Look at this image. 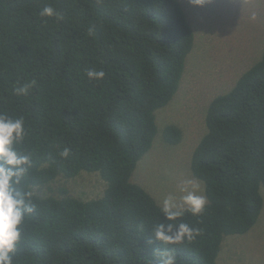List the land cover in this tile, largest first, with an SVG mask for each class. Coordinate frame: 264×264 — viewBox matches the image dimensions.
I'll list each match as a JSON object with an SVG mask.
<instances>
[{
  "label": "trees",
  "instance_id": "trees-1",
  "mask_svg": "<svg viewBox=\"0 0 264 264\" xmlns=\"http://www.w3.org/2000/svg\"><path fill=\"white\" fill-rule=\"evenodd\" d=\"M46 5L62 19L40 17ZM193 42L180 0H0V112L25 119L29 134L19 149L32 160L26 183L36 205L14 264H160L166 248L176 250L177 264H218L223 239L256 224L264 190V49L211 101L192 152L190 171L209 205L180 219L201 234L179 245L151 237L163 221L160 206L132 176ZM90 69L104 78L89 80ZM32 80L26 96L13 94ZM179 137L178 127L164 128L165 143L177 145ZM65 148L67 158L59 155ZM90 174L105 184L101 196L66 187Z\"/></svg>",
  "mask_w": 264,
  "mask_h": 264
},
{
  "label": "rangeland",
  "instance_id": "rangeland-1",
  "mask_svg": "<svg viewBox=\"0 0 264 264\" xmlns=\"http://www.w3.org/2000/svg\"><path fill=\"white\" fill-rule=\"evenodd\" d=\"M180 1L193 31V48L173 98L155 111L156 134L132 176V182L141 185L159 206L166 195L179 194L181 181L193 180L204 190L191 174L190 161L206 132L207 108L216 96L233 87L264 49V0H210L203 5ZM168 125L180 130L177 145L163 141ZM66 187L79 193L76 196L95 198L103 194L105 184L90 174L69 180ZM260 196L262 209L256 224L244 235L223 239L218 264H264V190L260 189Z\"/></svg>",
  "mask_w": 264,
  "mask_h": 264
},
{
  "label": "clouds",
  "instance_id": "clouds-1",
  "mask_svg": "<svg viewBox=\"0 0 264 264\" xmlns=\"http://www.w3.org/2000/svg\"><path fill=\"white\" fill-rule=\"evenodd\" d=\"M196 5H203L210 0H191ZM40 17L62 19L61 13L46 5L39 13ZM255 19V16H253ZM89 80H101L103 70H87ZM36 84L35 80L26 82L22 87L13 89L16 96H26ZM23 116H12L0 112V264H14L19 245L24 240L25 224L35 211L34 192L26 183L32 160L20 151L27 136ZM59 155L67 158L70 150L65 148ZM177 194L166 195L160 205L163 221L152 227L151 237L163 244L179 245L191 243L201 234V229L183 222L185 213L200 216L209 205L207 196L200 184L193 180L181 181ZM143 227L142 225L140 226ZM151 243V240H149ZM178 257L174 248L161 251L160 264H177Z\"/></svg>",
  "mask_w": 264,
  "mask_h": 264
}]
</instances>
